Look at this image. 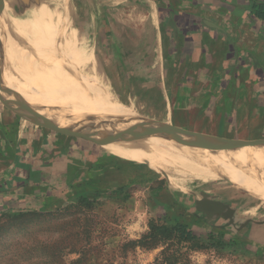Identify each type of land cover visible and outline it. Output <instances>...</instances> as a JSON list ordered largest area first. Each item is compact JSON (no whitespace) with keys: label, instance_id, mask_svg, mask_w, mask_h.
I'll list each match as a JSON object with an SVG mask.
<instances>
[{"label":"rangeland","instance_id":"obj_1","mask_svg":"<svg viewBox=\"0 0 264 264\" xmlns=\"http://www.w3.org/2000/svg\"><path fill=\"white\" fill-rule=\"evenodd\" d=\"M160 3L59 0L38 2L34 7L33 0H0V26H5L0 31V35L4 32L0 38V182L14 177L24 186L15 189L20 198L33 190L41 197L50 191L64 195V175L52 181L46 173L42 182L28 187L23 173L16 171L18 164L44 166L53 159L68 158L64 149L54 148L50 156H24L23 149L17 151V142L22 140L17 129L23 122L43 129L48 147L69 138L91 154L79 166L82 176L68 186L71 190L79 183L78 192L70 191L56 206L13 210L0 198V264H264V192L241 186L236 167L228 173V180L216 172H199L215 164L177 163L170 168L175 180L184 185L185 189H179L166 174L142 160L138 155L142 152L131 150L138 145L153 147L142 138L166 127L175 143L182 145L173 130L171 88L184 77L171 74L175 63L158 44ZM44 26H49L53 50L59 42L67 41L68 52H47L41 35ZM35 37L38 51L32 50L29 41ZM29 49L40 62L37 79L32 75V60L28 61ZM83 80L86 85L81 84ZM93 91L124 127L115 125L110 132L106 125L120 119L105 116L96 122L89 114L80 119L58 110L67 100L91 113L96 107L88 93ZM121 109L139 122L130 124ZM179 116L175 111V124L181 123ZM88 128L98 135L89 133ZM218 135L223 137V133ZM127 137L140 142L129 145ZM244 168L241 171L247 176L250 165ZM49 183H55L52 189ZM200 199H213L222 208L216 212L196 210L194 201ZM151 220L186 224L195 234L196 244L174 239L152 248L141 246L138 241L149 231Z\"/></svg>","mask_w":264,"mask_h":264},{"label":"crops","instance_id":"obj_2","mask_svg":"<svg viewBox=\"0 0 264 264\" xmlns=\"http://www.w3.org/2000/svg\"><path fill=\"white\" fill-rule=\"evenodd\" d=\"M159 1L161 3L157 6V17L158 24L161 22V25H156L158 44H161L166 57L175 63V69L171 74L184 77L182 82L174 83L171 88L173 92V126L180 131L181 139L185 141L202 139L220 145L255 143L264 140V18L255 16L253 9V3H261L264 0ZM15 28L17 27L15 26ZM47 28L49 26H44L41 31L47 52L50 54L68 52L70 47L67 41L59 42L53 50L51 32ZM3 29L5 26H0V31ZM1 37L4 38V32L0 35ZM29 41L32 50L38 51L39 43L36 37ZM32 50H28V61L32 60L30 64L32 75L34 79H37L41 74L40 62L35 60L36 53L33 55ZM37 58L39 59V57ZM50 70L52 71L53 68L50 67ZM81 84L86 85L87 81L83 80ZM40 92L44 94L46 91L40 90ZM89 93L88 96L96 107L91 113L83 111L82 106L74 105L67 100L58 110H66L70 115L80 119H84L85 114H89L96 122L105 116L120 119L99 103L97 92ZM52 105L53 103L48 102V106ZM175 111L180 113V124L174 122ZM58 117L63 118V116ZM119 121L114 125H106L107 130L114 131L115 125L124 127L125 124L122 120ZM184 129L187 130L186 134L182 132ZM17 130L22 132V135H19L22 140L17 142L16 148L17 151L23 149L24 156H31V154L50 156L54 148L64 149L65 155H68L67 159H53L44 166L34 167L33 162L18 164L20 167L16 166V171L23 173L22 178L24 177L23 180L29 185L28 187L35 182H42L41 179L46 173H49L52 181H57L63 178V175L65 176L67 181L64 188L66 191L64 190L62 197H59L57 192L54 193L55 191L47 192V196L41 197L33 190V193L28 194L25 198H20L18 197L19 192L15 189L20 191L24 186L18 185L15 178L10 177L9 182H0V198L6 200L7 206L12 207L13 210L47 209L68 198L70 191L78 192L79 183L71 190L68 186L79 179V174H81L80 177L82 176L83 169L79 166L89 159L88 154H91L88 153V150H84L82 145L80 146L81 143L76 144L69 138L58 144L56 142L49 143L48 147L45 143L47 134L32 123L23 122ZM18 131L15 133L18 134ZM88 132L98 135L95 129L88 128ZM218 133H223V137ZM20 137L17 140H20ZM37 137L40 139L38 143L36 142ZM130 139L126 138L128 141ZM137 142L140 141H129V145ZM255 146L257 148L249 152H244L243 147L231 150H209L207 153L201 152L204 149L187 148V152H183L188 163L215 164L212 169H201L199 172H216L217 176L225 175L227 178L228 173L236 167V170H239V172L237 170L239 181L243 182L241 186L244 187L251 173L264 161V142L255 144ZM247 154L250 156L246 158ZM138 155L142 160L163 172L149 151ZM246 165H250V170L246 169L247 176L241 171ZM263 166L264 162L256 174ZM63 172L64 174H61ZM59 174H61L60 177ZM62 180L64 182V179ZM49 184L48 187L51 189L55 185V183ZM42 185H46V183L44 182ZM250 186L251 184L248 188ZM53 190L58 191L57 189ZM197 201H194L196 210H198Z\"/></svg>","mask_w":264,"mask_h":264},{"label":"bare ground","instance_id":"obj_3","mask_svg":"<svg viewBox=\"0 0 264 264\" xmlns=\"http://www.w3.org/2000/svg\"><path fill=\"white\" fill-rule=\"evenodd\" d=\"M17 1V0H16ZM26 1V0H25ZM59 0H38L40 4H53L57 3ZM65 1V0H63ZM37 2V3H38ZM129 4V3H128ZM117 10V9H116ZM108 11V10H107ZM117 12V11H116ZM115 12V14H116ZM113 14V13H112ZM112 16V15H110ZM124 16V15H123ZM108 17V16H107ZM115 18V17H114ZM117 18V17H116ZM142 19V18H140ZM139 20V19H138ZM117 21V20H115ZM119 22V21H118ZM88 26V25H87ZM120 27V26H119ZM123 27V26H122ZM139 29V28H138ZM128 36V35H127ZM121 38V37H120ZM144 38V34L142 35L141 39ZM122 108V107H120ZM124 117L126 120L130 123H138L139 119L137 117H134V115L129 112L128 110L121 109ZM128 115H125V113ZM132 110V109H131ZM133 111V110H132ZM152 120V119H151ZM148 121V120H147ZM167 121V120H166ZM145 122V121H144ZM143 123V122H142ZM157 123V122H156ZM154 124V123H153ZM135 125V124H134ZM148 125V123H147ZM149 126V125H148ZM166 127V125H165ZM149 129V128H148ZM162 129V128H161ZM140 130V129H139ZM147 130V129H146ZM155 130V129H154ZM168 127L164 128L162 132H157V130L152 131L151 134L145 135V138H142L144 142H152L151 144L153 147H143V146H136L134 149L131 148L132 151H140V152H147L150 150L159 164V167L163 171L164 174H166L170 180V183L173 187L179 188V189H185L184 186H182V183H178L174 177L171 175V168L172 165H176L177 163H183V164H188L189 163L186 161L184 152L182 148L187 149V148H193L196 150H201L204 149L205 151H209V149L206 148H194V147H189L185 145H178L175 143V141L171 138V134H169ZM142 137V136H141ZM148 140V141H147ZM148 145V144H147ZM257 148L255 145H248V146H243L242 150L244 152H249L253 149ZM152 149V150H151ZM264 162V161H263ZM263 162L251 173L249 176L248 180L246 181L244 187L248 188V186L251 184L250 189L253 191H256L258 193L264 192V166L261 168V170L256 174L257 170L259 167L263 164ZM187 165V166H188ZM183 166V165H178ZM185 166V165H184ZM174 170V169H173ZM172 170V171H173ZM176 170V169H175ZM190 171V170H189ZM174 172V171H173ZM182 172V171H180ZM185 172V170H184ZM256 174L255 178L254 175ZM181 178V177H180ZM254 178V179H253ZM253 180V181H252ZM179 181V180H178ZM252 181V183H251Z\"/></svg>","mask_w":264,"mask_h":264},{"label":"trees","instance_id":"obj_4","mask_svg":"<svg viewBox=\"0 0 264 264\" xmlns=\"http://www.w3.org/2000/svg\"><path fill=\"white\" fill-rule=\"evenodd\" d=\"M253 9L255 16L264 18V2L253 3ZM174 239L178 242H193V244H196V236L186 224L177 222L173 225H167L158 223L155 220L149 222V231L138 242L141 246L152 248Z\"/></svg>","mask_w":264,"mask_h":264},{"label":"water","instance_id":"obj_5","mask_svg":"<svg viewBox=\"0 0 264 264\" xmlns=\"http://www.w3.org/2000/svg\"><path fill=\"white\" fill-rule=\"evenodd\" d=\"M37 2H38V0H33L34 7L36 6ZM173 130L177 134V138H178V141L180 144L185 145V146H189V147L206 148L209 150H231V149H236V148H240L243 146L255 145V144H259L260 142H264V140H261V141L255 142V143H231V144H221L220 145V144L210 143V142L204 141L202 139H198L196 141H185V140L181 139V137L179 136L180 131L176 127L173 126ZM86 136L91 137L89 135H86ZM106 142H108V141H106ZM196 206L199 210H203V211H207V212L220 211L222 208V205L219 202H217L215 200H207V199L198 200L196 202Z\"/></svg>","mask_w":264,"mask_h":264}]
</instances>
